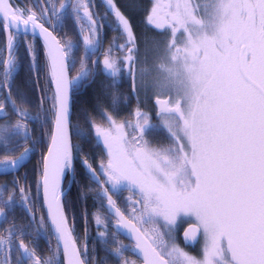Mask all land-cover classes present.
I'll list each match as a JSON object with an SVG mask.
<instances>
[{
  "label": "snow or ice",
  "instance_id": "1",
  "mask_svg": "<svg viewBox=\"0 0 264 264\" xmlns=\"http://www.w3.org/2000/svg\"><path fill=\"white\" fill-rule=\"evenodd\" d=\"M105 2L106 16L114 17V30L125 43H116L118 38H114L103 60L94 63L115 85L126 65L132 75L133 53L138 49L130 20L115 0ZM34 3L37 10L0 0V24L8 31V56L0 57V121H4L0 122V147L9 154L23 148L13 158L0 160V174L18 172L35 150V145L25 146L32 139L27 122L39 117L24 106L22 93L17 90L15 98L13 94L18 37L31 33L43 38L49 79L55 84L51 104L54 132L47 155L40 161L36 188L43 191L58 245L53 256H44L31 241L25 242L31 233L11 223L0 232V264H55L61 251L71 257L69 264H91L86 244L81 257L73 235L74 218L70 225L60 199L61 181L66 172H75L77 160L95 184L98 199L106 202L102 207L108 216L93 217L98 227L105 228L98 235L106 243L111 224L116 233L132 241L125 245L114 240L117 246L106 249L118 264H136L125 259L127 251L138 256L141 264H264V0H210L203 5L183 0L177 4L164 49L166 63L157 66L160 76L153 87L175 90L179 99L174 107L161 109L165 115L159 126L151 125L148 114L139 108L132 114L135 122H118L107 110L100 112L107 126L89 119L96 145L105 153V159L96 161L95 167L92 158L72 144L68 132L70 92L74 85L86 81L92 70L81 60L80 74L70 78L69 68H75L71 53L76 45L66 37L62 42L49 29L62 27L71 9L74 22L83 21L78 33L87 59L88 52L99 50L103 20L90 10L92 0H67L59 9L53 0ZM148 22L155 23L152 15ZM85 25L89 35H84ZM25 47L35 75V46L28 43ZM116 51L127 55L116 57ZM120 102V96L113 94V111ZM9 108L14 119H8ZM160 130L169 140L167 147H153L145 138ZM17 137L24 143L9 149ZM12 185L11 189L7 185L0 188V219L8 222L5 208L11 211L19 194L34 221L27 174L23 183L16 177ZM125 189L136 192L139 199L126 198L121 211L113 196ZM185 218L192 221L183 235L185 245L194 246L198 235L204 240L199 257L174 242L176 226ZM39 222L43 225L44 218Z\"/></svg>",
  "mask_w": 264,
  "mask_h": 264
},
{
  "label": "flooded vegetation",
  "instance_id": "2",
  "mask_svg": "<svg viewBox=\"0 0 264 264\" xmlns=\"http://www.w3.org/2000/svg\"><path fill=\"white\" fill-rule=\"evenodd\" d=\"M13 6H19L20 8H35L34 0H10ZM57 9L60 8L61 3H66L67 0H53ZM75 2V0H71ZM105 0H92L90 10L97 13L100 17L101 6L105 4ZM114 18V17H113ZM105 22V21H103ZM115 22V21H114ZM56 21L53 20V24ZM83 24V21L79 22ZM79 24L74 22L71 9H68L63 19L62 27L50 28L58 39L63 38L71 39L76 45L74 51L71 53V59L75 62V68H69L70 78L76 77L80 74L81 60H85L87 67L92 70V75L83 83L74 85L71 90L72 99V114L70 123V139L73 145H79L85 154L92 158L93 166L95 167L96 161L105 159L104 149L96 145V141L93 138L92 129L88 124L89 119L95 120L98 124L107 126L106 121H103L100 117L101 110H107L113 115L118 122L130 120L135 122L133 113L139 108L142 112L147 113L149 116V123L151 125L159 126L162 123L161 117L165 114L155 106L154 100L156 98L165 99L166 97L157 96L158 94L148 91L147 85L142 82L139 84L138 75L139 71L146 72L148 74V57L139 56V51H134L133 55L136 63L131 66L132 75L128 74V67L125 66V71L119 79V83L113 85V81L101 71V66L95 61H102L104 53L107 48L114 43L124 44L125 41L121 38L118 31H115L116 23L112 26H103L100 31V47L98 51L88 52L89 58L85 59L86 51L81 43V37L78 33ZM48 27V25H45ZM107 28H111L109 32V39L106 38ZM133 28V27H132ZM134 31V29H133ZM84 35H89L86 30ZM8 31H6L2 24H0V57L7 58L8 52L6 50ZM18 70L14 74V98L17 90L22 93L25 98V107L33 116H38L37 120L28 121V132L32 137L25 146L33 147L35 150L30 155L28 161L22 168L16 173H9L0 175V188L7 185L8 189L13 187L12 181L14 178L19 177L23 183V178L27 174V183L31 186V201L29 208L31 214L35 216V220L30 219V213L20 202L19 194L15 197V205L12 210L5 208L8 222H4L0 219V232L3 229L11 226V223H15L28 232L31 233L26 238L25 242L31 241L32 245L36 246L37 251L44 255L51 257L54 251L57 249L58 241L51 226L50 220L47 215V210L42 198V190L37 191L36 183L40 180V161L42 156L47 155V148L49 145L50 135L54 132L53 114L51 111L52 97L54 92V82L49 79V71L47 67L46 49L44 47L43 38L39 35L33 36L31 33L27 35H20L18 37ZM31 43L34 44L36 50V62L38 67V73L34 75V72L30 70V56L26 51L25 45ZM137 45V38H136ZM138 49V45H137ZM136 54V55H135ZM127 55L124 51L114 52V56L123 57ZM147 79V77H145ZM101 93L100 101L95 99V93ZM113 94L119 95L121 102L113 111L111 104V97ZM169 107H174L173 100L170 98ZM9 112L8 119H14L11 115V109H7ZM4 122V121H0ZM145 138L149 141L153 147H167L169 146V140L164 131H152L146 134ZM23 138L17 137L9 144L8 148H14L16 145L23 144ZM23 148H19L14 154L6 153L3 147H0V160L11 159L13 155H18L19 151ZM88 188H92V191H88ZM62 191L64 193L63 198V210L69 217L70 225L73 224L74 218V231L73 235L76 238V245L81 250V257L83 258L84 245H87V260L91 264H118L116 258L110 255L106 249H114L118 241L121 244L129 245L132 241L123 234L116 233L115 229L109 224L106 231V243L98 233L105 232L103 226L98 227L93 219L94 215L99 214L102 217H107L108 213L103 203L97 197V190L95 184L86 175V170L81 167L77 160L75 166V172H66L62 179ZM9 193H6V196ZM132 197L133 201L139 199V195L131 190H123L119 195H114L113 199L116 200L118 207L121 211L125 210L126 198ZM3 207V205H0ZM127 215V213H125ZM44 218L43 225L40 224V218ZM191 224V223H189ZM87 228V231H85ZM174 242L181 247L182 240L181 233H174ZM201 239V237H200ZM201 241V240H200ZM200 244V242H199ZM191 249L189 247L182 246L186 252L193 254L199 246ZM55 264H65V258L63 252H59L55 256ZM125 259L134 260L136 264H141V260L138 256L131 251L125 252Z\"/></svg>",
  "mask_w": 264,
  "mask_h": 264
},
{
  "label": "rangeland",
  "instance_id": "3",
  "mask_svg": "<svg viewBox=\"0 0 264 264\" xmlns=\"http://www.w3.org/2000/svg\"><path fill=\"white\" fill-rule=\"evenodd\" d=\"M192 2L203 5V4L209 3L210 0H192ZM182 3H183V0H150L148 16L152 15L155 23H149L148 18H147L146 24L147 26L150 27L152 34L156 33L160 39V43L158 44V47H156V49L151 48V45H150V48L151 50L153 49L154 51L155 50L158 51L159 49H161V52L159 55H157L156 58H154L150 62V65L147 68L148 74L146 72H143V75H142V71H139V75H138V80H139L140 85L142 82L145 84V86L147 85L146 89L148 88L149 89L148 91H150L151 94L156 93L158 94L157 96H160V97H166V96L170 97L171 100H173L174 105H175V102L179 99V97L176 94V91L175 90H160V89L154 88L153 83L160 76V72L158 71L157 66L161 63H166L164 59L165 47L163 48V45H166V43L170 39V25L172 23L171 16L176 11L175 6L177 4H182ZM153 8L156 9L155 12L152 11ZM156 23L164 24L165 26L163 28L158 29L155 26ZM177 36L179 37V33H177ZM145 77H147V79ZM94 96H95V99L100 101V97L102 96V94L97 92L95 93ZM189 223H192V221L189 220L188 218H185L183 222H178L175 233L180 232L182 228L186 224H189ZM203 246H204V240L202 238L198 249L195 252H193V254L191 253L190 254L193 256L199 257Z\"/></svg>",
  "mask_w": 264,
  "mask_h": 264
},
{
  "label": "trees",
  "instance_id": "4",
  "mask_svg": "<svg viewBox=\"0 0 264 264\" xmlns=\"http://www.w3.org/2000/svg\"><path fill=\"white\" fill-rule=\"evenodd\" d=\"M115 3L120 8L121 12L130 20L131 25L134 29L135 36L137 38V45L139 56L149 57L150 62L160 54L161 49L153 50L158 47L160 43L159 36L155 33L152 34L149 27L146 25V18L149 14V4L150 0H115ZM100 18L105 21L104 26H112L115 23V19L111 15H107L108 7L107 4H102L101 6ZM111 28H107L106 38L109 39V32ZM119 33V32H118ZM120 34V33H119ZM151 42V43H150ZM153 48L151 50L150 48ZM165 45H163V48ZM148 59V58H147ZM151 59V60H150Z\"/></svg>",
  "mask_w": 264,
  "mask_h": 264
},
{
  "label": "water",
  "instance_id": "5",
  "mask_svg": "<svg viewBox=\"0 0 264 264\" xmlns=\"http://www.w3.org/2000/svg\"><path fill=\"white\" fill-rule=\"evenodd\" d=\"M54 88H55V84H54ZM155 105L161 110V109H164V108H169L168 107V104H169V100H162V99H156L155 100ZM71 112H72V99H71V92H70V115H69V120H68V132H69V136H70V123H71ZM0 175H5V174H0ZM61 189H62V181H61V185H60ZM42 195H43V191H42ZM63 198H64V193L63 195L60 197L61 201L63 202ZM43 201H44V204H45V207H46V210H47V202L44 198V195H43ZM51 223V222H50ZM192 225L188 226L184 232L186 230H188ZM184 232L182 233V238H183V235H184ZM55 233V232H54ZM56 235V234H55ZM124 235V234H123ZM57 237V236H56ZM199 238L200 236L198 235L197 236V242L195 243L194 246H190V247H195L196 244L198 243L199 241ZM183 241H184V238H183ZM62 244V242H60ZM185 243V241H184ZM64 258H65V264H69V260L71 259V257H66L64 255Z\"/></svg>",
  "mask_w": 264,
  "mask_h": 264
},
{
  "label": "bare ground",
  "instance_id": "6",
  "mask_svg": "<svg viewBox=\"0 0 264 264\" xmlns=\"http://www.w3.org/2000/svg\"><path fill=\"white\" fill-rule=\"evenodd\" d=\"M136 55V54H135ZM71 114H72V112H71ZM196 249V248H195ZM193 253V252H192Z\"/></svg>",
  "mask_w": 264,
  "mask_h": 264
}]
</instances>
